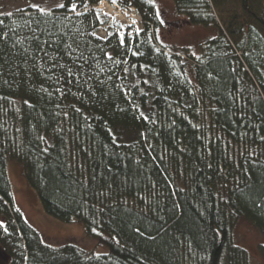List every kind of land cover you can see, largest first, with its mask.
I'll use <instances>...</instances> for the list:
<instances>
[{"label": "trees", "instance_id": "trees-1", "mask_svg": "<svg viewBox=\"0 0 264 264\" xmlns=\"http://www.w3.org/2000/svg\"><path fill=\"white\" fill-rule=\"evenodd\" d=\"M121 1L145 22L123 46L116 29L91 35L109 25L98 0L0 15V264H249L232 231L243 219L264 237V0H173L217 29L198 56L162 46L153 0ZM9 162L47 216L108 253L46 244Z\"/></svg>", "mask_w": 264, "mask_h": 264}, {"label": "rangeland", "instance_id": "rangeland-1", "mask_svg": "<svg viewBox=\"0 0 264 264\" xmlns=\"http://www.w3.org/2000/svg\"><path fill=\"white\" fill-rule=\"evenodd\" d=\"M107 2L112 7L110 11L100 10L99 7L102 8L103 4L95 8L101 12V16L109 20V25L101 27L97 35L106 37L107 30L111 28L116 29L123 36L126 33L133 36L137 28L132 25V21L125 19L124 14L117 13L118 10L114 8L111 0L104 3ZM117 2L118 6H122V10H128V14L135 13L137 17L142 18L144 30L145 22L139 11L131 6H123L121 0H117ZM153 2L163 20V27L158 32L159 41L170 53L182 55L184 49H189L192 55L195 53L194 56H198L201 45L217 34L215 27L190 26L186 19L178 14L173 0H153ZM58 3L61 2L54 0H0V15L15 14L18 11L31 8V4H39L41 7L51 8L54 11L55 5ZM104 12H108L110 15H103ZM7 169L18 208L46 244L54 248L76 245L96 255L108 253L105 247L99 246L95 240L86 236L82 224H64L45 214L36 193L26 180L22 166L15 162H9ZM232 236L234 243L248 253L249 264H264V237L257 229L243 219H239L234 224Z\"/></svg>", "mask_w": 264, "mask_h": 264}, {"label": "snow or ice", "instance_id": "snow-or-ice-1", "mask_svg": "<svg viewBox=\"0 0 264 264\" xmlns=\"http://www.w3.org/2000/svg\"><path fill=\"white\" fill-rule=\"evenodd\" d=\"M98 2L100 4H103L104 0H98ZM88 3H89V0H81L80 3H77V0H71V3L67 6V8H66V5L62 2L56 4L55 7L59 8V9H65L66 8L67 11L75 13L78 16H84V15H87V11H78V9L82 8V9L87 10L88 9ZM111 3L113 5H116L117 0H111ZM30 7L35 9L37 12H39L43 16H51L53 14V9H51V8L46 9L45 7H41L39 4H31ZM92 11L95 13L96 19L99 20L100 23H103V20H100L101 12L99 10H96V9H92ZM103 15H110V13L104 12ZM113 19H115V18L113 17ZM161 22L163 23V21H161ZM132 23L136 24L137 22L135 20H133ZM136 32H137V34H139L140 29L137 28ZM91 35L96 37V39H98V40H106L107 39V37L98 36L96 32H92ZM110 35H111V33H110ZM117 35L119 37L120 45L123 46L124 45V36L122 34H119V33H117ZM4 38L6 39L7 37L5 36ZM33 39L37 40V42L41 45L40 51H44L43 45L50 43L47 40L40 41V38L36 37V36H34ZM17 43H22V42L17 41ZM68 47H71V46L68 45ZM25 51H27V49ZM134 54H136V53H134ZM45 55H46V53H45ZM193 55H195V53H193ZM105 56L108 60H113L114 62L119 63V61L114 60L111 53L105 52ZM60 67H64V65H60ZM81 67H83V66L81 65ZM50 70L51 69H49V71ZM66 70H67L69 76L75 75L74 73H72L71 69H66ZM233 71H235V69H233ZM25 103H27V101ZM145 119H147V117H145ZM41 139H43V137H41ZM260 139L262 141H264V136H262ZM45 151H46V149H45ZM93 231H95V230H93Z\"/></svg>", "mask_w": 264, "mask_h": 264}, {"label": "built area", "instance_id": "built-area-1", "mask_svg": "<svg viewBox=\"0 0 264 264\" xmlns=\"http://www.w3.org/2000/svg\"><path fill=\"white\" fill-rule=\"evenodd\" d=\"M113 5V4H112ZM99 7V6H98ZM104 7V8H103ZM103 7L102 8H100L99 7V9L100 10H104V9H107V10H109L110 11V9H112V7H111V5H110V3H103ZM122 6L120 5V6H118V2H117V4L116 5H114V8H116L117 10H118V14L119 15H121V14H124L125 16V19L127 18L128 20H130V21H133V20H135L137 23L136 24H133L132 23V25L134 26V27H136V28H139L140 29V31L141 30H143V20H142V18L141 17H137L136 15H135V13H132V14H128V10L126 9V10H122V8H121Z\"/></svg>", "mask_w": 264, "mask_h": 264}]
</instances>
